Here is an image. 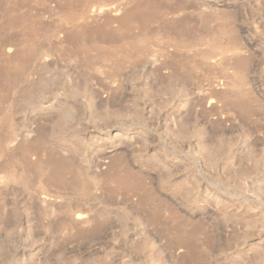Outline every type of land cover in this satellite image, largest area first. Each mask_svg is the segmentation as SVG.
<instances>
[{
  "label": "rangeland",
  "instance_id": "374dc122",
  "mask_svg": "<svg viewBox=\"0 0 264 264\" xmlns=\"http://www.w3.org/2000/svg\"><path fill=\"white\" fill-rule=\"evenodd\" d=\"M71 1L0 0V264H264V0Z\"/></svg>",
  "mask_w": 264,
  "mask_h": 264
},
{
  "label": "bare ground",
  "instance_id": "6f19581e",
  "mask_svg": "<svg viewBox=\"0 0 264 264\" xmlns=\"http://www.w3.org/2000/svg\"><path fill=\"white\" fill-rule=\"evenodd\" d=\"M101 1L102 0H79V2L82 3V9H81L80 14H76L77 12H75L74 6H73L75 2L71 1V2L67 3V5L64 7V10H63L64 18L67 20L72 19L71 21H73L77 18L83 19L86 17V13L88 12L87 10L92 5H94L95 3H97V2L101 3ZM103 1L119 2L120 0H103ZM130 3L132 4V8L126 10L123 17H121V19L119 20V23H120V28H124V29H126L127 32L131 33V31L133 29V26H132L133 23L132 22L135 20H137L139 22V25L141 26L142 33L140 34V36L137 40L138 42H135V40H132V42H128L126 44V46H128L129 48L136 50V48H138V47L144 48L146 45V42L148 40V37H150V35L154 34L153 33L154 29H152L151 24L154 21H156L157 13L161 11L160 9H162V7L160 5H157V3L154 2L153 0H133V1H130ZM109 23H110V21L106 22L105 27L103 26L102 28L103 29L107 28ZM190 23H192V22H190V20L183 19L180 21H175V22L171 23L170 25L172 28L174 26V27H179V29L180 28L186 29L187 24L189 25ZM86 29H88V27L78 28V29H76V31L74 30V32L72 34L81 33L83 31L85 32ZM120 31H121V29H120ZM115 34H120L119 30L117 32H115ZM178 44H180L179 41L176 45H178ZM93 47L94 46H92V48ZM102 57H105V55H103ZM52 159H53V157H52ZM56 163L57 162H55V165H56ZM57 167H59V166L57 165ZM57 175H58V173H57ZM58 181H57V183L63 184V181L59 177H58ZM71 187L77 191L84 190V183H83V181H81L79 174L74 175V179L72 181Z\"/></svg>",
  "mask_w": 264,
  "mask_h": 264
}]
</instances>
